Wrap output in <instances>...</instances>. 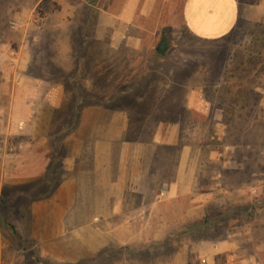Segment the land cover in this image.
I'll list each match as a JSON object with an SVG mask.
<instances>
[{
  "label": "rangeland",
  "instance_id": "374dc122",
  "mask_svg": "<svg viewBox=\"0 0 264 264\" xmlns=\"http://www.w3.org/2000/svg\"><path fill=\"white\" fill-rule=\"evenodd\" d=\"M237 1L234 29L206 41L184 27L183 0H138L127 27L119 26L112 39L119 48L107 49L102 41L109 34L104 40L94 34L96 12H115L120 0H0V140L9 141L0 144V154L19 151L23 142L11 130V92L23 74L62 81L67 94L50 117L47 180L6 186L0 194L7 241L14 233L4 218L12 224L10 218L22 217L27 201L42 197L50 181L69 178L60 163L72 151L69 139L77 137L80 122L107 121L106 112L83 114V106L103 107L110 109L115 141L112 171L125 153L127 181L147 191L146 200L176 179L186 155L180 174L186 195L174 202L178 208L186 203V225L141 251L127 248L126 263L173 264L184 252L186 264H204L199 255L208 246L233 243L264 264V20L249 18L262 0ZM39 115L28 120L38 122ZM90 132L102 134L100 127L85 128L79 136ZM13 244L27 246L15 236ZM119 252L111 246L78 264L115 263ZM28 253L17 264H38Z\"/></svg>",
  "mask_w": 264,
  "mask_h": 264
},
{
  "label": "crops",
  "instance_id": "0c3cea01",
  "mask_svg": "<svg viewBox=\"0 0 264 264\" xmlns=\"http://www.w3.org/2000/svg\"><path fill=\"white\" fill-rule=\"evenodd\" d=\"M58 1L62 0H54ZM121 1L122 6L115 12L106 8H98L96 12L94 34L100 40L109 34L107 42L102 41L107 49L119 48V43L112 39L121 33L119 26L127 27L125 21L132 17L138 0H120L119 3ZM239 14L237 0H183L181 9L184 27L192 36L206 41L220 40L228 35L236 26ZM249 15L252 20H264V0L249 9ZM108 26L114 27L113 30L110 31ZM8 77L11 76L5 78ZM66 96L62 81L27 73L18 79L11 92L12 111L16 117L11 130L22 134L23 142L19 151L0 154V194L6 186L32 187L48 175L50 117L54 110L63 106ZM95 108L83 106L81 112H106L107 121L90 126L88 122H80L77 137L69 139L72 151L60 163L70 173L69 178L61 179L45 190L46 196L28 200L22 217L10 218L14 236L22 243L27 242V246H15L13 235L12 240L7 241L6 231L0 223V264H17L26 260L28 252L27 257L38 264L37 261L43 260L53 264H78L81 259L111 246L120 252L114 256L117 262L109 264H132L126 263L127 248L144 249L152 242L168 239L175 228L186 225V203L180 208L174 203L177 196L186 195V184L180 180L186 155H182L177 166L176 179L146 200L147 191L127 181L125 153L119 155L117 168L112 171L111 147L115 141L111 138L110 109ZM34 114H40L38 122L28 120ZM99 127L102 130L100 137H94L91 132L79 136L85 128L93 132ZM7 142L8 139L0 140L3 146ZM134 194H138V201L131 197ZM139 226L141 228H137ZM234 248L233 243L211 245L199 256L204 264H258L256 255L244 256ZM17 254L22 259H18ZM181 255L177 261L173 260V264H186L184 252Z\"/></svg>",
  "mask_w": 264,
  "mask_h": 264
},
{
  "label": "trees",
  "instance_id": "16d2710c",
  "mask_svg": "<svg viewBox=\"0 0 264 264\" xmlns=\"http://www.w3.org/2000/svg\"><path fill=\"white\" fill-rule=\"evenodd\" d=\"M46 180H47V175L44 176V178H43V180H41V182L46 181ZM53 185H55V181H53V182L50 181L48 189H50ZM46 195H47V193H44V195H42V197H44ZM4 223H6V225L9 226L11 228V230L13 231V233L15 234L14 226L8 222L7 217L4 218ZM37 262L41 263V261H37Z\"/></svg>",
  "mask_w": 264,
  "mask_h": 264
}]
</instances>
